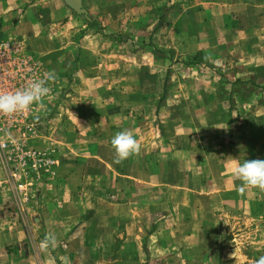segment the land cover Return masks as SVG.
<instances>
[{"label":"crops","instance_id":"obj_1","mask_svg":"<svg viewBox=\"0 0 264 264\" xmlns=\"http://www.w3.org/2000/svg\"><path fill=\"white\" fill-rule=\"evenodd\" d=\"M253 1L194 0L175 16L167 0H82L87 11L129 3L95 6L97 32L63 0H0V35L56 74L27 139L55 165L22 193L0 170V264H213L214 213L256 220L263 189L239 191L233 159L264 160V5ZM231 60L252 92L202 73ZM123 131L141 150L116 164Z\"/></svg>","mask_w":264,"mask_h":264},{"label":"built area","instance_id":"obj_2","mask_svg":"<svg viewBox=\"0 0 264 264\" xmlns=\"http://www.w3.org/2000/svg\"><path fill=\"white\" fill-rule=\"evenodd\" d=\"M46 72L50 71L27 51L22 42L0 39V93L25 88ZM47 86L50 89L48 95L30 110L12 116L0 115V170L15 181L20 193L25 191L26 185L20 181L39 177L55 165L51 149L33 147L27 140L35 133L38 116L54 97V81Z\"/></svg>","mask_w":264,"mask_h":264},{"label":"rangeland","instance_id":"obj_3","mask_svg":"<svg viewBox=\"0 0 264 264\" xmlns=\"http://www.w3.org/2000/svg\"><path fill=\"white\" fill-rule=\"evenodd\" d=\"M100 1V0H99ZM172 0H167L165 2V7L163 8V13L165 15L171 11V8L174 7L175 5L178 7H174L175 11H171L173 15L178 16L181 14L183 8L187 7H192L194 0H180L179 3L175 4L174 2H171ZM169 3V4H168ZM263 4L264 5V0H254L253 4ZM195 4V3H194ZM105 5V6H104ZM95 6H97L100 9L105 8L106 10H109L111 8L112 11H128L129 10V3L126 4H99V5H89V11L88 17L89 19H94L96 16L97 10H95ZM72 12V11H71ZM74 15H76L74 13ZM156 15V13H155ZM79 17L81 20L84 21V18L81 16L76 15ZM260 16L261 19H264V14L263 15H257ZM255 18V16H254ZM258 18V17H257ZM150 18H148L149 20ZM260 18H258L259 20ZM98 23H101L103 21H99L98 19H95ZM147 20V24L148 21ZM157 22V20L150 19L151 22ZM86 25V24H85ZM180 30H183V26L185 24L179 23L178 24ZM117 26L119 27H124L125 26V19L120 18L117 21ZM118 27V28H119ZM170 23L166 24V27L163 32V36H160V39L164 42H166V45H170L171 42L169 40V34H170ZM243 27V26H242ZM239 28V26H238ZM86 29L88 30L89 28L86 25ZM97 28L94 27L91 30H96ZM90 30V29H89ZM6 34V32H5ZM10 35H0V39H11L9 38ZM156 36V34H155ZM123 37V38H122ZM124 37H126V34H123L121 38H119L121 41H123ZM213 42L214 44L218 43L217 36L214 33L213 36ZM35 59L37 57L33 55L31 52H29ZM166 58L172 57L169 52H166ZM207 68V69H206ZM204 67L205 72H202L206 74L207 77L213 78L215 77L216 79H222L225 78L228 81L233 82V85L236 87L237 91H246V92H252V90L249 86L252 85H242L240 82L241 76L240 74L243 73L244 71L242 69L237 68L234 66L232 63V60L228 63H225L223 67L221 68H215V67ZM207 71V72H206ZM205 76V75H204ZM214 78V79H215ZM239 78V79H238ZM243 78V77H242ZM239 80V81H237ZM255 87V86H254ZM254 92V91H253ZM257 103L256 105H259L261 107H264V98L262 97H257ZM200 101V100H199ZM60 103V102H59ZM248 104L250 102H247ZM228 105L226 102H224V106ZM61 106V104H60ZM56 109L60 108L58 105L54 106ZM53 114L55 113L56 115H59L58 118H60V112H52ZM264 119V115L261 116ZM46 116L39 115L37 118V124L35 125V130L37 127H43L44 123L46 122ZM246 120H249V117H245ZM40 130V129H39ZM31 179H28L27 181H20L21 183H26V182H32ZM255 205H260V208L258 209L255 207V212H254V219H243L241 214L239 213H228L226 211H220L217 213H214L213 220H214V226L213 229L215 231V235L218 239V253H217V259L213 261V264H257V261L261 258L264 257V189H263V196H262V201L261 203H256ZM62 246V245H61ZM63 247V246H62ZM92 253V252H91ZM91 255V254H90ZM88 253H86V257L90 256ZM219 256V257H218ZM38 264H42V261H38ZM109 261H103L102 264H112L108 263ZM86 264H92L91 261L86 260Z\"/></svg>","mask_w":264,"mask_h":264},{"label":"clouds","instance_id":"obj_4","mask_svg":"<svg viewBox=\"0 0 264 264\" xmlns=\"http://www.w3.org/2000/svg\"><path fill=\"white\" fill-rule=\"evenodd\" d=\"M56 79L54 71L44 73L42 78L34 79L27 87L7 93H0V115L12 116L18 112L31 109L32 105L42 101L50 91L49 82ZM111 145L116 153L114 163L119 164L141 150L140 144L132 132H119L111 140ZM237 161L236 175L242 181L239 191L243 192L246 187L264 189V160H245L242 164ZM55 236L43 242V247L55 244ZM257 264H264L261 257Z\"/></svg>","mask_w":264,"mask_h":264},{"label":"water","instance_id":"obj_5","mask_svg":"<svg viewBox=\"0 0 264 264\" xmlns=\"http://www.w3.org/2000/svg\"><path fill=\"white\" fill-rule=\"evenodd\" d=\"M63 2L73 13L88 19V13L83 6L82 0H63Z\"/></svg>","mask_w":264,"mask_h":264},{"label":"trees","instance_id":"obj_6","mask_svg":"<svg viewBox=\"0 0 264 264\" xmlns=\"http://www.w3.org/2000/svg\"><path fill=\"white\" fill-rule=\"evenodd\" d=\"M84 21H85V24L87 25V27L89 29H92V28L96 27L97 28L96 29L97 32H102V29L100 27V23H98L95 19H91L90 20L89 17H88V19L84 18Z\"/></svg>","mask_w":264,"mask_h":264}]
</instances>
